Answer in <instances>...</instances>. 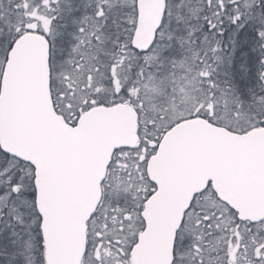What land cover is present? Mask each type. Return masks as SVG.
Listing matches in <instances>:
<instances>
[{
    "label": "snow or ice",
    "instance_id": "1",
    "mask_svg": "<svg viewBox=\"0 0 264 264\" xmlns=\"http://www.w3.org/2000/svg\"><path fill=\"white\" fill-rule=\"evenodd\" d=\"M0 264H264V0H0Z\"/></svg>",
    "mask_w": 264,
    "mask_h": 264
}]
</instances>
